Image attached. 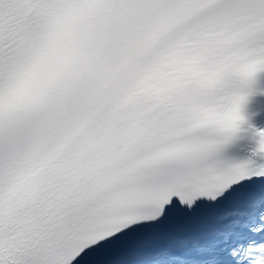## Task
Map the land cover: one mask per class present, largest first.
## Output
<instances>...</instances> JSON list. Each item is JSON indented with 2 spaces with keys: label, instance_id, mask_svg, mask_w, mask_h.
Wrapping results in <instances>:
<instances>
[{
  "label": "snow or ice",
  "instance_id": "6c2138e0",
  "mask_svg": "<svg viewBox=\"0 0 264 264\" xmlns=\"http://www.w3.org/2000/svg\"><path fill=\"white\" fill-rule=\"evenodd\" d=\"M261 71L264 0H0V264H264Z\"/></svg>",
  "mask_w": 264,
  "mask_h": 264
},
{
  "label": "clouds",
  "instance_id": "9594fccd",
  "mask_svg": "<svg viewBox=\"0 0 264 264\" xmlns=\"http://www.w3.org/2000/svg\"><path fill=\"white\" fill-rule=\"evenodd\" d=\"M254 63H257V61H254L251 59L244 60L242 63H240L238 66H236L232 70L235 71L238 75L243 76L244 74H246L248 72L249 66L254 64ZM251 91L253 94H264V89L253 88V89H251ZM247 101H248V97L241 104L240 112H239V116H240L243 124L250 121L252 119V117L255 115L252 112H246L245 111V105H246ZM219 115H220V118L224 119V120H227L229 118V113L227 111L220 113Z\"/></svg>",
  "mask_w": 264,
  "mask_h": 264
}]
</instances>
